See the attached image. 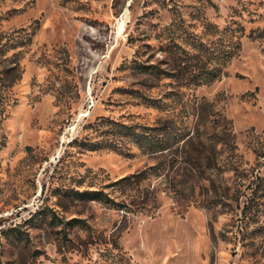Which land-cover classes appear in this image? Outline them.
<instances>
[{
  "label": "rangeland",
  "instance_id": "1",
  "mask_svg": "<svg viewBox=\"0 0 264 264\" xmlns=\"http://www.w3.org/2000/svg\"><path fill=\"white\" fill-rule=\"evenodd\" d=\"M222 29L239 51L197 85ZM100 119L210 141L209 183L201 162L176 187L175 139L142 152ZM262 161L264 0H0V264H264V214L237 229L223 172Z\"/></svg>",
  "mask_w": 264,
  "mask_h": 264
},
{
  "label": "trees",
  "instance_id": "2",
  "mask_svg": "<svg viewBox=\"0 0 264 264\" xmlns=\"http://www.w3.org/2000/svg\"><path fill=\"white\" fill-rule=\"evenodd\" d=\"M226 29H222L220 34L222 37H217V44L215 47V52L212 55L211 60L212 65H208L205 67H201L196 71V73H189L188 76L190 80L197 85H205L213 80H216L222 75L221 69L223 66L231 59L234 58L239 51V43L238 38L233 35H224L223 33ZM223 35L225 37H223ZM136 66V65H135ZM138 66H136L137 68ZM142 69H144L142 67ZM171 73H168V77H170ZM105 123L110 125L116 134L117 139L123 138L125 140H130L131 143L133 140L138 139L137 141H133V143L139 145V150L148 152V153H160L164 150H167L171 147L173 141L180 142L179 149L182 151V157L179 163L185 165L187 170L182 169L181 172L177 175L176 187L178 188L181 185L180 179L187 178L189 172H196L199 170L201 162H203L204 166H201L199 176L201 180H206L209 183V178L202 176L206 170L215 169L212 162L211 150L213 149V145L210 141H201V139L197 136V134H192L186 130H178L180 131L178 134H173L167 131L160 132L158 135H145L142 133L144 131L150 132L155 128L148 127L145 129H140L137 132L134 131V125H123L122 123L114 122L108 119H100L98 124ZM90 125L86 124L84 127L90 128ZM144 128V127H141ZM107 130L100 131L99 133H107ZM185 132V134H184ZM87 151H94L97 149H107L114 150L115 149V141L112 138L109 139H99V141L89 143L87 146ZM143 148V149H142ZM262 148V147H260ZM181 154V153H180ZM197 164V165H196ZM210 165V166H209ZM260 169L248 170L241 168L236 163H231L223 168V172H230V177L235 179L233 185H231V193L229 195V200L233 201L235 205V209L238 210L239 214V224L237 225L238 230L245 229L249 224L255 223L257 219H259L264 214V162L262 161L259 165ZM194 169V170H193ZM135 176V175H134ZM125 177H120L110 183L111 186H116L119 183L125 181ZM196 180V178H195ZM76 198L80 200H86L90 202H97L102 206L107 208H114L116 210H120L123 208V205L119 203L113 202L112 199L108 198L104 193L98 190H84V191H73ZM125 208V207H124ZM77 224L78 221L75 219H70L69 224ZM264 227V224L258 228ZM257 230V229H254ZM252 232V231H251Z\"/></svg>",
  "mask_w": 264,
  "mask_h": 264
}]
</instances>
